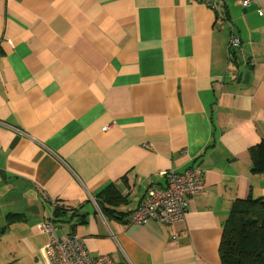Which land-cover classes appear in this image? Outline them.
<instances>
[{
  "label": "crops",
  "instance_id": "0c3cea01",
  "mask_svg": "<svg viewBox=\"0 0 264 264\" xmlns=\"http://www.w3.org/2000/svg\"><path fill=\"white\" fill-rule=\"evenodd\" d=\"M263 139L264 0H0V264H43L52 219L113 264H223L234 203L264 197ZM188 171L185 222L132 228Z\"/></svg>",
  "mask_w": 264,
  "mask_h": 264
},
{
  "label": "built area",
  "instance_id": "2783aa9c",
  "mask_svg": "<svg viewBox=\"0 0 264 264\" xmlns=\"http://www.w3.org/2000/svg\"><path fill=\"white\" fill-rule=\"evenodd\" d=\"M236 1L246 9L260 2V0ZM223 2L224 0H211V7L218 10ZM259 15L263 16V13L260 12ZM240 46V40L232 36L230 46L232 51ZM199 175L201 173L197 171H188L182 175L168 174L166 187L149 190L141 206L132 214V228L143 227L152 222L169 227L184 223L188 214L189 199L205 190V184ZM92 202L98 207L95 199L92 198ZM98 213L102 214L101 211ZM39 231L50 237L49 244L41 251L43 264H113L108 256L91 258L84 241L76 233L57 238L53 219L40 224ZM132 234L133 229L126 233L127 236Z\"/></svg>",
  "mask_w": 264,
  "mask_h": 264
},
{
  "label": "trees",
  "instance_id": "16d2710c",
  "mask_svg": "<svg viewBox=\"0 0 264 264\" xmlns=\"http://www.w3.org/2000/svg\"><path fill=\"white\" fill-rule=\"evenodd\" d=\"M231 55L234 56L232 51ZM249 154L253 172L264 175V139ZM97 198L103 211L113 215L107 206V202L116 203L113 188L104 190ZM60 216L59 212L55 214L56 219ZM220 255L223 264H264V197L234 203L224 227Z\"/></svg>",
  "mask_w": 264,
  "mask_h": 264
},
{
  "label": "rangeland",
  "instance_id": "374dc122",
  "mask_svg": "<svg viewBox=\"0 0 264 264\" xmlns=\"http://www.w3.org/2000/svg\"><path fill=\"white\" fill-rule=\"evenodd\" d=\"M243 7V6H242ZM233 51H236V50H233ZM3 192H5V191H1V194H3L4 195V193ZM6 194V193H5ZM12 196H9L6 200H8V199H10ZM47 211H49V210H47ZM58 224V223H57ZM59 224H60V222H59ZM56 228L58 229V231H61L62 229L60 228V226H58V225H56ZM65 231H69V228H67Z\"/></svg>",
  "mask_w": 264,
  "mask_h": 264
},
{
  "label": "water",
  "instance_id": "95a60500",
  "mask_svg": "<svg viewBox=\"0 0 264 264\" xmlns=\"http://www.w3.org/2000/svg\"><path fill=\"white\" fill-rule=\"evenodd\" d=\"M249 78V74H246V79H248Z\"/></svg>",
  "mask_w": 264,
  "mask_h": 264
}]
</instances>
